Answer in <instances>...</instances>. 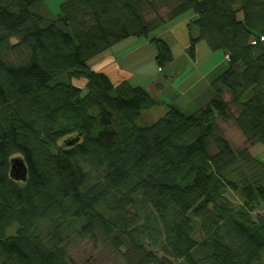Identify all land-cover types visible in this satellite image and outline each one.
<instances>
[{
	"label": "trees",
	"instance_id": "obj_1",
	"mask_svg": "<svg viewBox=\"0 0 264 264\" xmlns=\"http://www.w3.org/2000/svg\"><path fill=\"white\" fill-rule=\"evenodd\" d=\"M190 10L188 58L204 41L227 68L195 113L168 105L140 125L161 102L105 54ZM59 11L0 0V264H77L84 240L123 264H264V162L249 151L264 149V0H62ZM150 40L158 69L171 63L168 43ZM101 56L111 64L94 69ZM16 155L24 182L8 173Z\"/></svg>",
	"mask_w": 264,
	"mask_h": 264
},
{
	"label": "rangeland",
	"instance_id": "obj_2",
	"mask_svg": "<svg viewBox=\"0 0 264 264\" xmlns=\"http://www.w3.org/2000/svg\"><path fill=\"white\" fill-rule=\"evenodd\" d=\"M61 3L62 0H45L46 8L51 14L60 13ZM194 17L193 10L187 11L160 25L159 28L151 30L147 36L130 37L127 41L112 48L115 61L123 68L122 70L114 68L113 72L117 74V77H126L129 84L146 88L161 102L152 109L142 111L137 121L138 124L153 123L164 115L168 105L184 114L195 113V110L205 106L214 96V90L210 84L219 73L227 68L228 62L222 50L212 52L204 41L196 44L194 59L188 58L185 48L189 42L186 24ZM152 37L163 38L172 50V62L161 69H158L156 60H154L156 49L150 40ZM105 58L109 59L107 56ZM105 58H101L99 64L105 63L104 65L108 66L111 63L103 61ZM97 59L92 61L91 66L94 69ZM72 83L82 88V95L86 93L84 78L73 79ZM157 83L164 84L162 90L155 88ZM218 126L234 150L239 151L243 148L244 138L232 120L227 122L218 120ZM249 151L257 161L264 162L262 146L255 144L249 148ZM225 195L233 207L239 206L242 199L237 192L226 191ZM259 211L264 215V209ZM70 256L77 264H123L124 262L122 253L119 251H115L107 244L99 242L93 244L88 240L75 243Z\"/></svg>",
	"mask_w": 264,
	"mask_h": 264
},
{
	"label": "water",
	"instance_id": "obj_3",
	"mask_svg": "<svg viewBox=\"0 0 264 264\" xmlns=\"http://www.w3.org/2000/svg\"><path fill=\"white\" fill-rule=\"evenodd\" d=\"M10 166L8 173L10 177L15 181H22L24 182L27 178V168L25 162H23L22 157L15 156L9 159Z\"/></svg>",
	"mask_w": 264,
	"mask_h": 264
},
{
	"label": "crops",
	"instance_id": "obj_4",
	"mask_svg": "<svg viewBox=\"0 0 264 264\" xmlns=\"http://www.w3.org/2000/svg\"><path fill=\"white\" fill-rule=\"evenodd\" d=\"M113 50H110V51H108L107 52V54H105V56H107V57H109V62L111 61V63L113 62V63H115L116 64V66H117V68H120V70H122L123 68H121L119 65H118V63L115 61L116 59L114 58V54H113ZM224 56H225V54H224ZM104 57V56H103ZM102 56H101V58H103ZM226 57V56H225ZM100 57H99V59H97L96 61H97V64H96V68L95 69H97V68H99L100 69V67H102L103 65H101V64H99V63H101L100 62V59H101ZM95 61V62H96ZM93 62H91V64H92Z\"/></svg>",
	"mask_w": 264,
	"mask_h": 264
}]
</instances>
